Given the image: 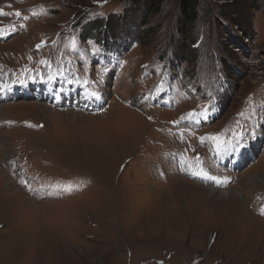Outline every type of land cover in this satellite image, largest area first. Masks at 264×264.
Listing matches in <instances>:
<instances>
[{
    "label": "rangeland",
    "instance_id": "374dc122",
    "mask_svg": "<svg viewBox=\"0 0 264 264\" xmlns=\"http://www.w3.org/2000/svg\"><path fill=\"white\" fill-rule=\"evenodd\" d=\"M132 1L0 0V35H11L0 41L1 82L53 71L64 83L69 70L106 98L97 108L1 102L0 196L6 185L15 191L0 198V264H264V180L254 179L264 176V106L250 132L259 142L230 167L243 143L235 131L244 134L235 117L249 129L257 96L264 102V0H197L184 29L177 0H161L145 20L133 9L111 39L83 34ZM183 43L192 55L178 62ZM188 81L193 93L181 87ZM12 157L24 159L32 184L16 176ZM68 183L71 191L56 187ZM194 183L220 191L195 188L207 205L194 209ZM229 191L234 200L218 203Z\"/></svg>",
    "mask_w": 264,
    "mask_h": 264
},
{
    "label": "trees",
    "instance_id": "16d2710c",
    "mask_svg": "<svg viewBox=\"0 0 264 264\" xmlns=\"http://www.w3.org/2000/svg\"><path fill=\"white\" fill-rule=\"evenodd\" d=\"M160 1L161 0H133L131 2L132 6L128 4V7L125 8V11L123 9L119 13H109L104 18L94 19V21L90 20L88 25H85L82 28L83 34L86 35V37H90L89 35L92 36L95 33L97 35L98 32H100L102 38L101 41L104 42L107 40L104 35L105 31H107L109 38L111 39L112 35L118 33L120 30L122 21L128 15V13H134L133 9H135V11L139 10L141 15L140 17H143L145 20L150 13L157 11ZM177 4L179 10L177 17L179 20V26L183 29L192 26L197 14V0H177ZM143 32L144 30L141 31V35H144L145 32ZM141 35L139 36L136 34L137 37L142 38ZM96 39H98V37L94 38V40ZM191 51L193 50L189 49L188 46L183 43L182 47H180V54L175 53V56L178 58V62L186 60L188 54H190Z\"/></svg>",
    "mask_w": 264,
    "mask_h": 264
},
{
    "label": "bare ground",
    "instance_id": "6f19581e",
    "mask_svg": "<svg viewBox=\"0 0 264 264\" xmlns=\"http://www.w3.org/2000/svg\"><path fill=\"white\" fill-rule=\"evenodd\" d=\"M1 81V80H0ZM194 82L193 81H188V82H184V88H186V89H188V90H190V92H194L195 91V85L193 84ZM11 89H7L6 90V93H8V94H10L11 93ZM191 93V94H192ZM106 94H108V90H106ZM195 94V93H194ZM258 97H260V95L258 96ZM19 102H16V103H20V102H24V103H29V101H26V100H28V99H26V100H23V99H20V98H18L17 99ZM40 99H37V101H39ZM2 101H0V118H3V115L1 114V111H2V109L4 108L3 106H6V104H3V103H1ZM138 103V101H136V102H134V104H132V105H136ZM15 104V103H14ZM41 106V105H40ZM48 111L49 112H51L53 115L55 114V111L54 110H52V109H48ZM263 112H260V110H259V108H257V110L255 111V117L257 118V119H260V115L262 114ZM55 116H56V114H55ZM264 118V117H263ZM207 123H208V119L207 118H204V120H203V125L204 126H207ZM44 128V127H43ZM29 131H31V130H29ZM34 131H31V133L32 134H34L33 133ZM250 141L252 142V143H250L249 145H247V148H242V149H237V151H236V155H235V160L236 161H242L243 159H244V157H242V155H241V152L243 151V150H247L248 148H251L252 149V147L254 146V145H256V143L257 142H259V139L258 138H255V137H250ZM217 149H214L213 151H214V155L217 157L216 159L220 162L221 161V159H222V156L220 155V154H218L217 152H215ZM218 151V150H217ZM224 160H227L226 158L224 159ZM223 161V160H222ZM221 161V162H222ZM240 163V162H239ZM264 176H261V178H260V176H258L257 175V177H254V179L256 178L259 182H262L263 180H264V178H263ZM9 180V179H8ZM180 181H182V182H184L183 180H178V182H180ZM193 183V182H192ZM182 187L183 186H187L186 185V183H184V185H181ZM203 186V185H202ZM200 186L199 187V185H195V183L194 184H191V185H189L188 186V189H190V192H189V194H188V198L186 199L187 200V202H188V204L191 206V207H194V209H200V208H204L206 205H203L201 202H200V200L199 199H197V190L199 189H201V190H203L204 192L206 191V192H208L209 194H210V196L211 195H217L218 193V191H220L219 189H211V188H208V187H206V186ZM4 187V186H3ZM7 187V188H6ZM6 187H4L5 189H1L2 190V195L0 196V198L2 197V196H5V195H3V193L4 192H6V191H8V192H11L12 190L10 189V188H12L11 186H7L6 185ZM10 187V188H9ZM198 187V188H197ZM197 189V190H194V189ZM14 190V189H13ZM15 191V190H14ZM14 191H12V192H14ZM227 191H228V189H227ZM230 193H221V195H219V197H221V198H219V201H218V203L219 202H228V201H233L234 199V197H232V195L233 194H231V191H229ZM234 196V195H233ZM6 199H9L10 200V202H12L11 201V199L9 198V197H6ZM243 199V198H242ZM8 200V201H9ZM216 200V199H215ZM2 201H0V203H1ZM186 202V203H187ZM239 203L241 204V206H243V203H241V201H239ZM237 204V203H236ZM5 205H8L7 203L5 204ZM237 209H238V211L239 212H237L238 214H241L242 215V217H247L248 219H250V220H254L255 218H253L252 217V215L247 211V210H244V212L243 213H241L240 212V208H238L237 207ZM245 209V208H244ZM256 220V219H255ZM257 222V221H256Z\"/></svg>",
    "mask_w": 264,
    "mask_h": 264
},
{
    "label": "snow or ice",
    "instance_id": "6c2138e0",
    "mask_svg": "<svg viewBox=\"0 0 264 264\" xmlns=\"http://www.w3.org/2000/svg\"><path fill=\"white\" fill-rule=\"evenodd\" d=\"M0 14H3V13L0 12ZM15 15L19 16V15H21V13H20L19 11H17V12L15 13ZM37 47L39 48L40 45H37ZM42 63H43V61H42ZM21 83H23V82H21ZM89 96H90V97L99 98V93H97V92H95V91H92V92L89 93ZM202 139H203V138H202ZM240 146L242 147L243 145H240ZM190 174L193 175V176L199 177V178H201V179H205V178L210 179V180H212L216 185H220V184L223 182V181H221L219 178H216V177H209L208 174H207L206 172H203V171H200V172H195V171H193V172H191ZM56 187H61V188H63L64 191H71L72 188H73V185H72L71 183H68V184H66V185H57ZM260 214H261V215H264V208H261V209H260Z\"/></svg>",
    "mask_w": 264,
    "mask_h": 264
},
{
    "label": "flooded vegetation",
    "instance_id": "af4514ba",
    "mask_svg": "<svg viewBox=\"0 0 264 264\" xmlns=\"http://www.w3.org/2000/svg\"><path fill=\"white\" fill-rule=\"evenodd\" d=\"M90 93V91L89 90H86L85 91V94H84V97L82 98V99H80L81 101L83 100V101H86L87 99H88V94ZM79 100V101H80Z\"/></svg>",
    "mask_w": 264,
    "mask_h": 264
}]
</instances>
